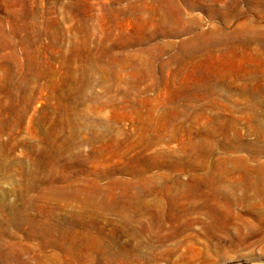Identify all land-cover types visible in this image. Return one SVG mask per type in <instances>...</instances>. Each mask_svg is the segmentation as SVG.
<instances>
[{
    "label": "rangeland",
    "instance_id": "rangeland-1",
    "mask_svg": "<svg viewBox=\"0 0 264 264\" xmlns=\"http://www.w3.org/2000/svg\"><path fill=\"white\" fill-rule=\"evenodd\" d=\"M5 231L0 264H264V0H0Z\"/></svg>",
    "mask_w": 264,
    "mask_h": 264
},
{
    "label": "bare ground",
    "instance_id": "bare-ground-1",
    "mask_svg": "<svg viewBox=\"0 0 264 264\" xmlns=\"http://www.w3.org/2000/svg\"><path fill=\"white\" fill-rule=\"evenodd\" d=\"M199 159V158H197ZM210 161H211V158H210ZM210 163V162H209ZM221 164V163H220ZM206 168V167H204ZM213 168V167H212ZM207 169V168H206ZM213 170V169H212ZM207 173L204 177H207ZM153 178V177H152ZM192 179V178H191ZM151 180V178H150ZM223 180V179H222ZM153 181V180H152ZM150 181V182H152ZM237 181V180H236ZM218 182V181H217ZM231 185V184H230ZM233 185V184H232ZM55 186V185H54ZM225 186V185H224ZM30 190V188H28V191ZM52 193V192H51ZM44 196V195H42ZM87 197V196H86ZM43 199V198H42ZM29 200V199H28ZM27 200V202H28ZM50 200V198H49ZM45 203V202H44ZM206 204V202H205ZM161 205V204H160ZM27 207V206H26ZM112 207V206H111ZM107 208V207H106ZM147 208V207H146ZM100 209V208H99ZM109 209V208H108ZM111 210V209H110ZM162 210V209H161ZM103 212V211H102ZM165 213V212H164ZM180 213V212H179ZM137 217V216H136ZM141 217V216H140ZM139 217V218H140ZM143 218V217H142ZM160 219V218H159ZM161 220V219H160ZM163 222V220H162ZM15 224L16 227L20 228L21 225L25 224L26 225V228H27V231H26V234L31 238V239H37V238H42L44 237V230H42L41 228H37L36 224L30 219L28 221H24V220H16L14 222H12ZM180 223V222H179ZM163 225V224H162ZM174 226V225H173ZM180 226V224H179ZM6 227H8V225H6ZM152 227V226H151ZM161 227V226H160ZM141 228V227H140ZM186 228V227H185ZM162 229V228H161ZM170 229V228H169ZM149 230V229H148ZM158 230V229H157ZM6 234L10 235V233H8L7 231L5 232H1L0 233V250L4 249L5 247H7V245L2 241V237L5 236ZM161 239H163L161 237ZM159 241V240H158ZM201 254V253H200ZM2 256V255H1Z\"/></svg>",
    "mask_w": 264,
    "mask_h": 264
}]
</instances>
